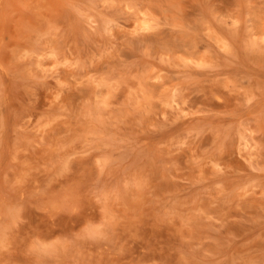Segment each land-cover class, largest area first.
Instances as JSON below:
<instances>
[{"label":"rangeland","instance_id":"374dc122","mask_svg":"<svg viewBox=\"0 0 264 264\" xmlns=\"http://www.w3.org/2000/svg\"><path fill=\"white\" fill-rule=\"evenodd\" d=\"M0 264H264V0H0Z\"/></svg>","mask_w":264,"mask_h":264}]
</instances>
